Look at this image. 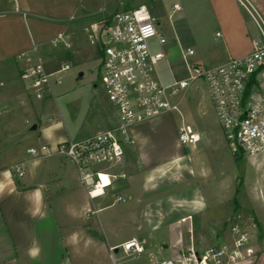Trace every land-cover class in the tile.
<instances>
[{
  "label": "rangeland",
  "instance_id": "rangeland-1",
  "mask_svg": "<svg viewBox=\"0 0 264 264\" xmlns=\"http://www.w3.org/2000/svg\"><path fill=\"white\" fill-rule=\"evenodd\" d=\"M17 1L18 7L16 0H0V83L3 82L0 100L6 101L5 85L14 81L24 85L20 70L38 62L50 72L59 70L66 62L70 68L52 77V80L59 78V82H53L51 91L43 98H36L35 89H25L30 102L27 106L11 101L0 110V172L10 170L13 163L10 155L16 151L23 152L25 157L30 145L44 142L50 147L57 145L56 141H48L46 131L32 130L33 124L15 131L17 125H23L24 118L52 126L50 136L67 132L72 140L120 124L116 108L101 83V52L89 39V23L116 10L146 3L161 22L159 31L168 40L166 45L154 47L166 54L158 65V72L166 82L188 74L184 59L178 56L179 44L183 50L193 47L205 65L219 59L215 51L222 42L221 36H216V30L198 35L202 26L192 23V11L183 0ZM176 2L181 6L179 11H173ZM79 5H85L88 16L72 20V16L78 17ZM248 24L251 37L257 39L259 33L254 22L249 20ZM59 32L68 36L70 47L51 43ZM22 53L26 55L19 59L17 56ZM182 122L200 134L198 143L180 144L178 128ZM131 131L136 143L126 148L123 163L113 168L115 173L125 176L115 180L108 191L116 196L126 193L127 202L116 201L111 205V199L108 202L111 206L100 212L99 239L104 243H120L136 236L146 238L148 246L140 255L125 254L120 246L114 254L116 264H149V253L156 254L153 264L163 259H178L191 243L199 248L213 246V231L223 239L238 215L258 248L257 256L264 251V154L249 158L233 151L204 82L190 86L179 112L136 125ZM50 161L57 163L52 168L54 174L46 167ZM74 170L79 173L71 159L60 155L43 159L39 164L42 177L46 172L55 178ZM28 178L29 174L22 179ZM130 204L139 210L143 220L149 216L155 218L158 226L155 232L137 233L132 229L124 213ZM79 231L83 230L79 228ZM4 234L0 222V251L7 245ZM162 244L167 248H162ZM260 255L264 258V253ZM96 257L98 264H106L101 255ZM253 261L239 264H254Z\"/></svg>",
  "mask_w": 264,
  "mask_h": 264
},
{
  "label": "built area",
  "instance_id": "built-area-1",
  "mask_svg": "<svg viewBox=\"0 0 264 264\" xmlns=\"http://www.w3.org/2000/svg\"><path fill=\"white\" fill-rule=\"evenodd\" d=\"M237 1L259 33L252 41V51L216 67L186 62L187 76L173 78L170 82L164 81L158 72V65L166 54L154 49L156 45H166L167 39L159 31L158 19L147 5L115 11L94 22L90 26L89 39L100 49L101 83L108 100L116 108L120 124L83 139L65 140L54 147L46 144L30 147L28 153H40L43 157L57 154L71 159L79 170L88 197L103 196L115 180L125 176L115 173L113 168L123 163L126 148L136 143L131 129L179 112L186 91L192 84L202 81L208 88L218 121L233 151L249 158L263 155L264 10L252 0ZM175 8L179 9V6L175 5ZM51 43L70 47L65 32L58 33ZM187 53L193 55L194 51L188 49ZM25 55L22 53L17 57L20 59ZM69 68L70 65L65 63L59 70L50 72L38 62L24 69L21 77L28 88L35 89L36 98L41 99L51 91L53 82H59V78L52 80V77ZM178 141L183 146L194 145L200 141V134L190 124L182 122L178 128ZM11 169L18 177H23L26 172L23 164H16ZM102 175L106 176V182ZM126 200L123 194L116 196L118 202ZM122 248L129 254L145 252L144 243L136 239L125 242ZM257 251L238 215L216 246L199 248L191 243L180 258L163 259L154 264L247 263L253 261Z\"/></svg>",
  "mask_w": 264,
  "mask_h": 264
},
{
  "label": "crops",
  "instance_id": "crops-1",
  "mask_svg": "<svg viewBox=\"0 0 264 264\" xmlns=\"http://www.w3.org/2000/svg\"><path fill=\"white\" fill-rule=\"evenodd\" d=\"M183 1L184 3L187 2V7L192 11V23L196 26H202L198 35H201L203 31L209 30L213 33L216 30V36L220 35L222 38L221 44L216 46L217 51L214 50L219 55V59L208 62V65H205L201 55L193 47L189 46L183 50L179 44L178 56L184 59L185 65L187 62L216 67L228 63L231 59L244 57L252 51L253 38L248 27L251 19L237 0ZM252 1L264 10V0ZM141 4L147 5L146 3L139 5ZM175 5H178L179 9H176ZM16 6L18 7L17 0ZM172 8L173 11L181 10V6L177 2ZM77 11L79 12L78 17L72 16V20L88 16L85 5H79ZM25 16L23 17L25 18ZM93 23H89L90 26ZM158 26H161V22ZM188 49L193 50L194 54L189 55ZM191 56L196 57L189 59ZM40 59L42 60V57ZM22 73L23 70H20V76ZM21 79L24 81V85L18 81L11 82L8 86L4 84L6 101L0 100V110L8 107L11 101H17L20 106H27L30 103L27 92H25V89L29 90L30 88L27 87V83L22 77ZM2 104L4 105L2 106ZM22 124L17 125L15 131L19 130L20 127L27 128L31 124H35L36 129H40V132H47L48 141L52 143L56 141L54 144H60L71 139L67 132L50 136L52 126L44 124L40 120L31 121L30 118H24ZM43 144L46 143L37 146L30 145L25 150V157H23V152L12 153L10 157L13 163L9 166L10 172L5 170L0 172V222L7 240L6 249L0 251V264H98L97 254L103 257L106 264H116L114 254L119 252V247L122 244L132 239L143 242L147 251L148 240L143 237L138 239L136 236H131L120 243H104L102 239H99L100 226L102 225L99 214L103 209L116 202V198L113 199L116 195L108 192L112 187L103 196L92 199L88 197L86 186L80 173L76 170L69 174H58L55 178L47 172L44 173L46 174L45 177L39 176L40 161L57 155L52 154L43 157L40 153L39 155L28 153L30 147H38ZM16 164H23L26 171L23 177L29 174L28 179L24 180L23 177H18L12 171V166ZM56 164L54 161H50L46 167L52 170ZM54 173L55 170H52L51 174ZM116 186L117 184L113 189ZM123 195L126 196L127 194L124 193ZM111 199L113 202L108 205ZM124 213L130 219L129 223L135 232L147 233L157 230L155 218L152 220L149 216L150 218L143 220L142 214L137 208H132L131 204L124 209ZM79 228L83 231H79ZM162 248H167V245L162 244ZM263 253L264 251H261L260 254ZM260 254L256 255L254 264H264V258H261ZM149 257V262L153 264L156 254L149 253Z\"/></svg>",
  "mask_w": 264,
  "mask_h": 264
},
{
  "label": "water",
  "instance_id": "water-1",
  "mask_svg": "<svg viewBox=\"0 0 264 264\" xmlns=\"http://www.w3.org/2000/svg\"><path fill=\"white\" fill-rule=\"evenodd\" d=\"M31 129L35 130L36 125L34 124ZM213 239H214L213 246H216L218 243H220L222 241V236L216 230H214L213 231Z\"/></svg>",
  "mask_w": 264,
  "mask_h": 264
},
{
  "label": "bare ground",
  "instance_id": "bare-ground-1",
  "mask_svg": "<svg viewBox=\"0 0 264 264\" xmlns=\"http://www.w3.org/2000/svg\"><path fill=\"white\" fill-rule=\"evenodd\" d=\"M102 178H103L104 182H106V181H107V178H106V176L102 175Z\"/></svg>",
  "mask_w": 264,
  "mask_h": 264
},
{
  "label": "snow or ice",
  "instance_id": "snow-or-ice-1",
  "mask_svg": "<svg viewBox=\"0 0 264 264\" xmlns=\"http://www.w3.org/2000/svg\"><path fill=\"white\" fill-rule=\"evenodd\" d=\"M93 195H96V193H93ZM131 245H129V247H130Z\"/></svg>",
  "mask_w": 264,
  "mask_h": 264
},
{
  "label": "trees",
  "instance_id": "trees-1",
  "mask_svg": "<svg viewBox=\"0 0 264 264\" xmlns=\"http://www.w3.org/2000/svg\"><path fill=\"white\" fill-rule=\"evenodd\" d=\"M240 155H241V153H240Z\"/></svg>",
  "mask_w": 264,
  "mask_h": 264
}]
</instances>
